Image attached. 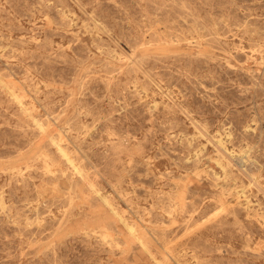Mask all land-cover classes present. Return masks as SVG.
Returning a JSON list of instances; mask_svg holds the SVG:
<instances>
[{"label": "rangeland", "instance_id": "rangeland-1", "mask_svg": "<svg viewBox=\"0 0 264 264\" xmlns=\"http://www.w3.org/2000/svg\"><path fill=\"white\" fill-rule=\"evenodd\" d=\"M0 264H264V0H0Z\"/></svg>", "mask_w": 264, "mask_h": 264}, {"label": "bare ground", "instance_id": "bare-ground-1", "mask_svg": "<svg viewBox=\"0 0 264 264\" xmlns=\"http://www.w3.org/2000/svg\"><path fill=\"white\" fill-rule=\"evenodd\" d=\"M33 110V109H32ZM40 124V123H39ZM38 126V125H37ZM221 141V140H220ZM38 142V141H37ZM223 142V141H222ZM54 145H56V144H54ZM67 154V153H66ZM79 169V168H78ZM83 173V172H82ZM84 174V173H83ZM104 200V199H103ZM107 202V201H106ZM136 226V225H135ZM132 230V229H131Z\"/></svg>", "mask_w": 264, "mask_h": 264}]
</instances>
